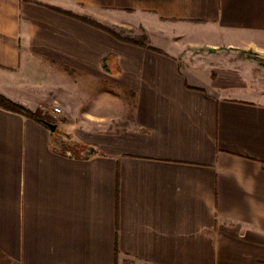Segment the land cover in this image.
Returning a JSON list of instances; mask_svg holds the SVG:
<instances>
[{
    "label": "crops",
    "instance_id": "0c3cea01",
    "mask_svg": "<svg viewBox=\"0 0 264 264\" xmlns=\"http://www.w3.org/2000/svg\"><path fill=\"white\" fill-rule=\"evenodd\" d=\"M0 92V264H264V0H0Z\"/></svg>",
    "mask_w": 264,
    "mask_h": 264
},
{
    "label": "rangeland",
    "instance_id": "374dc122",
    "mask_svg": "<svg viewBox=\"0 0 264 264\" xmlns=\"http://www.w3.org/2000/svg\"><path fill=\"white\" fill-rule=\"evenodd\" d=\"M67 90L69 91V93L66 97L73 98L75 100L77 98L80 99L81 107H86V109H89V111L91 110L92 106L100 108L105 107L108 108V110H111L112 108L116 109V107H114L111 103L109 104L107 102V99L103 98L104 93L100 96L98 95V93L102 91V84L96 83L95 81H88L87 78H81L78 76L76 80L73 81L72 86ZM63 114L64 111L61 108V111L58 113L57 117H54L55 121L60 120Z\"/></svg>",
    "mask_w": 264,
    "mask_h": 264
},
{
    "label": "trees",
    "instance_id": "16d2710c",
    "mask_svg": "<svg viewBox=\"0 0 264 264\" xmlns=\"http://www.w3.org/2000/svg\"><path fill=\"white\" fill-rule=\"evenodd\" d=\"M53 9L58 10V11H60L62 13H65V14L80 18L82 20H85V21H87V22H89V23H91V24H93V25H95L97 27H100V28H102L104 30H107L108 32H110V33L114 34L115 36L119 37V35L116 34L113 30H111L106 25H104L103 23L99 22L98 20H96L94 18H91V17H88V16L79 15V14H76L74 12H71V11H68V10H64V9H61V8H58V7H53ZM140 43L145 45L144 42H140ZM152 49L157 50V51L160 52V50H158V49H155V48H152ZM0 106H2L4 108H7V109H10V110H13V111H16V112H19V113H22V114H24L26 116H29V117H31V118H33V119L45 124V125H48L49 121H47L45 118H43L40 114L28 109L27 107H25V106H23V105H21L19 103H16V102L12 101L11 99L6 97L1 92H0ZM70 144L68 145V147L67 146H65V147L67 149L72 150V149L76 148V146H77L74 143H70Z\"/></svg>",
    "mask_w": 264,
    "mask_h": 264
},
{
    "label": "water",
    "instance_id": "95a60500",
    "mask_svg": "<svg viewBox=\"0 0 264 264\" xmlns=\"http://www.w3.org/2000/svg\"><path fill=\"white\" fill-rule=\"evenodd\" d=\"M48 126L52 129V131H55L58 127L57 123L54 122H48ZM97 152V147L94 145H89L85 150L82 151V157L88 158L90 155L95 154Z\"/></svg>",
    "mask_w": 264,
    "mask_h": 264
},
{
    "label": "built area",
    "instance_id": "2783aa9c",
    "mask_svg": "<svg viewBox=\"0 0 264 264\" xmlns=\"http://www.w3.org/2000/svg\"><path fill=\"white\" fill-rule=\"evenodd\" d=\"M61 111V108L60 107H56L55 108V115H54V117H57V115H58V113Z\"/></svg>",
    "mask_w": 264,
    "mask_h": 264
}]
</instances>
